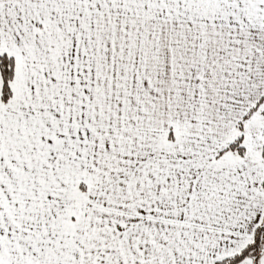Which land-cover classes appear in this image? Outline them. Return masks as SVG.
Segmentation results:
<instances>
[{
  "label": "snow or ice",
  "instance_id": "1",
  "mask_svg": "<svg viewBox=\"0 0 264 264\" xmlns=\"http://www.w3.org/2000/svg\"><path fill=\"white\" fill-rule=\"evenodd\" d=\"M0 264H264V0H0Z\"/></svg>",
  "mask_w": 264,
  "mask_h": 264
}]
</instances>
